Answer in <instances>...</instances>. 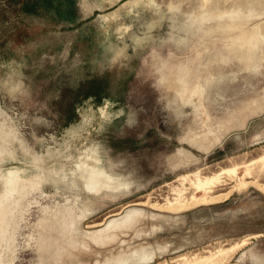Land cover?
Masks as SVG:
<instances>
[{
    "label": "rangeland",
    "instance_id": "1",
    "mask_svg": "<svg viewBox=\"0 0 264 264\" xmlns=\"http://www.w3.org/2000/svg\"><path fill=\"white\" fill-rule=\"evenodd\" d=\"M9 262L264 264V0H0Z\"/></svg>",
    "mask_w": 264,
    "mask_h": 264
},
{
    "label": "bare ground",
    "instance_id": "2",
    "mask_svg": "<svg viewBox=\"0 0 264 264\" xmlns=\"http://www.w3.org/2000/svg\"><path fill=\"white\" fill-rule=\"evenodd\" d=\"M59 158H60V157H59ZM60 165H61V164H60ZM52 166H53V165H52ZM58 166H59V165H58ZM47 171H48V169H47ZM55 171H56V170H55ZM55 171H54V172H55ZM55 173H56V172H55ZM46 175H47V174H46ZM51 179H52V178H51ZM58 203H59V202H58ZM73 205H74V204H73ZM74 206H75V205H74ZM21 212H22V211H21ZM64 215H65V214H64ZM45 217H46V216H45ZM62 217H63V216H62ZM64 218H66V217H64ZM42 219H43V218H42ZM62 219H63V218H62ZM68 219H69V218H68ZM70 219H71V218H70ZM73 219H74V218H72L71 220H73ZM21 220H22V219H21ZM55 220H56V219H55ZM56 221H57V220H56ZM56 221H55V222H56ZM58 221H59V217H58ZM73 221H74V220H73ZM51 222H52V221H51ZM55 222H54V223H55ZM60 222H61V221H60ZM71 222H72V221H71ZM57 223H58V222H57ZM72 223H73V222H72ZM49 224H50V223H49ZM52 224H53V223H52ZM63 224H64V223H63ZM54 225H56V224H54ZM58 225H59V224H58ZM64 225H65V224H64ZM52 226H53V225H52ZM60 226H61V225H60ZM60 226H59V227H60ZM44 227H46V226H44ZM55 227H56V226H55ZM61 227H62V226H61ZM65 227H66V225H65ZM67 227H68V226H67ZM46 228H47V227H46ZM52 228H53V227H52ZM56 228H57V227H56ZM62 228H63V227H62ZM49 229H50V228H49ZM42 230H43V229H42ZM42 230H41V231H42ZM51 230H53V229H50V231H51ZM69 230H70V229H69ZM37 231H38V230H37ZM43 231H45V229H44ZM48 231H49V230H48ZM51 232H52V231H51ZM54 232H55V231H54ZM54 232H53V233H54ZM57 232H58V230H57ZM62 232H63V231H62ZM58 233H59V232H58ZM40 234H41V233H40ZM40 234H39V235H40ZM50 234H51V233H50ZM54 234H55V233H54ZM62 234H64V233H62ZM41 235H42V234H41ZM45 235H46V234H45ZM51 235H53V234H51ZM57 235H58V234H57ZM42 236H43V235H42ZM36 237H37V236H36ZM47 237H48V236H47ZM53 237H54V235H53L51 238H53ZM57 237H58V236H57ZM62 237H63V236H62ZM55 238H56V236H55ZM40 239H41V237H40ZM46 239H47V238H46ZM49 239H50V238H49ZM60 239H61V238H60ZM60 239H59V240H60ZM63 239H64V238H63ZM38 240H39V239H38ZM50 240H51V239H50ZM50 240H49V242L51 243V241H52L53 239H52L51 241H50ZM55 240H56V239H55ZM56 241H57V240H56ZM66 241H67V240H66ZM66 241H65V242H66ZM37 242H38V241H37ZM45 242H46V240H45ZM42 243H43V242H42ZM46 243H48V242H46ZM52 243H53V241H52ZM43 244H44V243H43ZM55 244H56V243H55ZM62 244H64V243H62ZM39 245H40V244H39ZM45 245H46V244H45ZM51 245H52V244H51ZM60 245H61V243H60ZM49 246H50V245H49ZM55 246L58 247V245H55ZM42 248H43V245H42ZM42 248H41V249H42ZM45 248H46V247H45ZM49 248H50V247H49ZM53 248H54V247H53ZM63 248H64V247H63ZM50 249H51V248H50ZM38 250H40V249H38ZM53 250H54V249H53ZM57 250L59 251V249H57ZM64 250H65V248H64ZM45 251H46V254H47V250H45ZM54 251H55V250H54ZM54 251H53V252H54ZM42 252H43V251H42ZM53 252H52V253H53ZM52 253H51V254H52ZM54 253H55V252H54ZM54 253H53V254H54ZM57 253H59V252H57ZM49 254H50V253H49ZM49 254H48V255H49ZM53 254H52V257H53L56 253H55L54 255H53ZM42 256H43V255H42ZM42 256H41V257H42ZM55 256H56V255H55ZM44 257H46V256H44ZM50 257H51V256H50ZM56 257H57V256H56ZM58 258H59V257H58ZM49 260H50V262H51L53 259H52V260L49 259ZM44 261H45V260H44ZM56 261H57V260H56ZM52 262H54V261H52ZM8 264H10V262H9ZM48 264H50V263H48ZM55 264H56V263H55Z\"/></svg>",
    "mask_w": 264,
    "mask_h": 264
}]
</instances>
